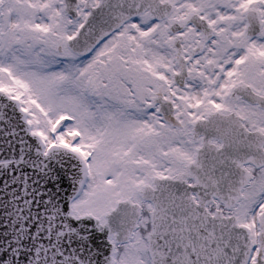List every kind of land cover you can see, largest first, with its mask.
I'll return each instance as SVG.
<instances>
[{"label":"snow or ice","instance_id":"6c2138e0","mask_svg":"<svg viewBox=\"0 0 264 264\" xmlns=\"http://www.w3.org/2000/svg\"><path fill=\"white\" fill-rule=\"evenodd\" d=\"M0 264H264V0H0Z\"/></svg>","mask_w":264,"mask_h":264}]
</instances>
